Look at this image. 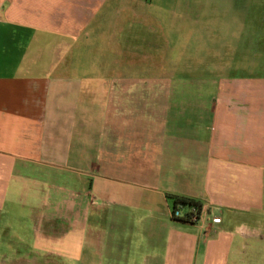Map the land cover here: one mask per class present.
<instances>
[{"label":"crops","instance_id":"0c3cea01","mask_svg":"<svg viewBox=\"0 0 264 264\" xmlns=\"http://www.w3.org/2000/svg\"><path fill=\"white\" fill-rule=\"evenodd\" d=\"M106 1L0 0L5 21L53 38L45 61L0 59V264H264V89L234 79L207 125L163 110L136 125L144 91L119 105L113 83L135 75L73 56ZM104 40L95 64L120 65L129 48ZM174 197L201 221L173 219Z\"/></svg>","mask_w":264,"mask_h":264},{"label":"rangeland","instance_id":"374dc122","mask_svg":"<svg viewBox=\"0 0 264 264\" xmlns=\"http://www.w3.org/2000/svg\"><path fill=\"white\" fill-rule=\"evenodd\" d=\"M0 18L1 60L29 61L33 48L48 58L53 38L5 21L3 13ZM97 19L87 38L92 49L73 56L87 63L90 75H135V82L113 83L119 105H126L132 85L136 94L144 91L133 99L136 125H159L162 110L168 124L207 125L224 90L235 89L234 79L264 89V0H107ZM105 35L129 48L120 50L118 66L95 64L110 57L100 50ZM20 43L24 49L15 50Z\"/></svg>","mask_w":264,"mask_h":264},{"label":"built area","instance_id":"2783aa9c","mask_svg":"<svg viewBox=\"0 0 264 264\" xmlns=\"http://www.w3.org/2000/svg\"><path fill=\"white\" fill-rule=\"evenodd\" d=\"M171 217L183 219L190 223H198L201 221L200 208L194 205L176 204L174 208H171Z\"/></svg>","mask_w":264,"mask_h":264},{"label":"trees","instance_id":"16d2710c","mask_svg":"<svg viewBox=\"0 0 264 264\" xmlns=\"http://www.w3.org/2000/svg\"><path fill=\"white\" fill-rule=\"evenodd\" d=\"M179 203L183 205H194L200 208V204L197 201L191 198H188V197H174L173 202H172V208H174L176 204H179ZM173 219H178V218H173Z\"/></svg>","mask_w":264,"mask_h":264}]
</instances>
